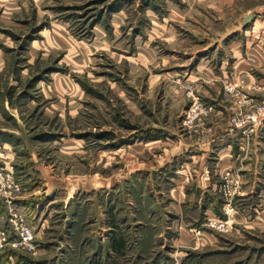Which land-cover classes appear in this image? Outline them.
<instances>
[{
	"label": "rangeland",
	"instance_id": "374dc122",
	"mask_svg": "<svg viewBox=\"0 0 264 264\" xmlns=\"http://www.w3.org/2000/svg\"><path fill=\"white\" fill-rule=\"evenodd\" d=\"M0 264H264V0H0Z\"/></svg>",
	"mask_w": 264,
	"mask_h": 264
},
{
	"label": "built area",
	"instance_id": "2783aa9c",
	"mask_svg": "<svg viewBox=\"0 0 264 264\" xmlns=\"http://www.w3.org/2000/svg\"><path fill=\"white\" fill-rule=\"evenodd\" d=\"M33 240V235L31 229L28 227H23L20 232V242L24 246H27L29 249L33 248L31 243Z\"/></svg>",
	"mask_w": 264,
	"mask_h": 264
},
{
	"label": "trees",
	"instance_id": "16d2710c",
	"mask_svg": "<svg viewBox=\"0 0 264 264\" xmlns=\"http://www.w3.org/2000/svg\"><path fill=\"white\" fill-rule=\"evenodd\" d=\"M115 242H116V244H115L116 250H120L123 246L122 240L117 239Z\"/></svg>",
	"mask_w": 264,
	"mask_h": 264
},
{
	"label": "crops",
	"instance_id": "0c3cea01",
	"mask_svg": "<svg viewBox=\"0 0 264 264\" xmlns=\"http://www.w3.org/2000/svg\"><path fill=\"white\" fill-rule=\"evenodd\" d=\"M115 244H116V242L113 241V242H112V245H113L112 247H113V249H114L115 251H117V252H118V251H119V252L123 251V249H124V243H123V246H122V248H121L120 250H116V248H115Z\"/></svg>",
	"mask_w": 264,
	"mask_h": 264
}]
</instances>
